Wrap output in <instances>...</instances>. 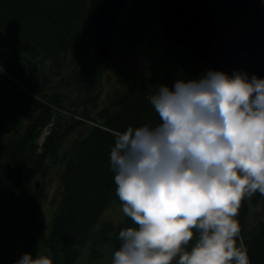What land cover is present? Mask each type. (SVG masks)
Instances as JSON below:
<instances>
[{
    "label": "trees",
    "instance_id": "trees-1",
    "mask_svg": "<svg viewBox=\"0 0 264 264\" xmlns=\"http://www.w3.org/2000/svg\"><path fill=\"white\" fill-rule=\"evenodd\" d=\"M159 3L126 4L117 33L127 46L147 36L161 43ZM91 4L0 0V264H16L33 248L54 264H85L84 250L89 261L108 257L111 264L119 231L133 226L127 217L120 224L100 222L108 207L120 202L110 163L114 138L129 127L159 123L147 99L159 86L173 89L178 80L205 75L184 48L166 45L159 66L99 109L103 60L94 49ZM67 103L76 111L65 109ZM55 169L60 198L44 234L46 194L37 181ZM263 198L257 193L245 200L238 217L250 264H264V219L249 222L250 204Z\"/></svg>",
    "mask_w": 264,
    "mask_h": 264
},
{
    "label": "clouds",
    "instance_id": "clouds-1",
    "mask_svg": "<svg viewBox=\"0 0 264 264\" xmlns=\"http://www.w3.org/2000/svg\"><path fill=\"white\" fill-rule=\"evenodd\" d=\"M147 99L159 123L127 128L110 152L133 225L111 264H250L238 217L264 197V79L210 71ZM16 264L54 261L26 253Z\"/></svg>",
    "mask_w": 264,
    "mask_h": 264
},
{
    "label": "water",
    "instance_id": "water-1",
    "mask_svg": "<svg viewBox=\"0 0 264 264\" xmlns=\"http://www.w3.org/2000/svg\"><path fill=\"white\" fill-rule=\"evenodd\" d=\"M100 0L93 11L96 56L113 48L119 16L128 2ZM158 38L184 48L205 74L240 72L264 79V0H159Z\"/></svg>",
    "mask_w": 264,
    "mask_h": 264
},
{
    "label": "rangeland",
    "instance_id": "rangeland-1",
    "mask_svg": "<svg viewBox=\"0 0 264 264\" xmlns=\"http://www.w3.org/2000/svg\"><path fill=\"white\" fill-rule=\"evenodd\" d=\"M99 0H92V4L95 6ZM160 4V3H159ZM131 6V4H128ZM124 35L117 33L112 51L110 55L103 60L102 75L99 80V88L101 90L99 109L106 106L110 101L112 95L120 91L123 93L132 84L138 83L145 75H149L154 65H160L163 57L167 53V46L157 39H153L147 36L143 42L138 45L128 46L123 39ZM159 39V38H158ZM88 85V82L82 81L81 85ZM65 109L70 108L72 112L76 111V108L72 106V103H67ZM83 106H81L82 108ZM78 112L82 113L79 109ZM78 118V117H77ZM76 136V135H74ZM60 171L52 170L49 175L43 179H39L37 182L39 187H43L45 192V200L41 206V215L43 222V232L47 234L50 228H52L54 211L57 209L58 200L60 198ZM254 197V196H253ZM251 199H247L249 202ZM125 216L122 213L121 203H115L108 207L107 211L101 216L100 222H112L114 224H120L124 221ZM264 219V198L255 204H250L249 222L255 224L256 221ZM51 230V229H50ZM48 237V236H47ZM43 236L39 243L40 247L44 246ZM34 257L37 254L46 255L39 250L32 249L31 253ZM82 258L85 264H109L108 257L104 258L101 262H91L87 254V250L83 251Z\"/></svg>",
    "mask_w": 264,
    "mask_h": 264
},
{
    "label": "bare ground",
    "instance_id": "bare-ground-1",
    "mask_svg": "<svg viewBox=\"0 0 264 264\" xmlns=\"http://www.w3.org/2000/svg\"><path fill=\"white\" fill-rule=\"evenodd\" d=\"M100 1V0H99ZM99 1H98V3H99ZM92 5V7H93V11H94V9L96 8V6L97 5H93V4H91ZM125 7H126V5H125ZM125 7H124V9L122 10V12L121 13H119L120 14V16H119V23H120V18H121V15H123L124 14V12H125ZM92 14H93V12H92ZM91 14V15H92ZM93 16V15H92ZM91 23H92V18H91ZM119 27H120V24H119V26H118V30H117V32H119ZM118 203H121V202H118ZM107 211V210H106Z\"/></svg>",
    "mask_w": 264,
    "mask_h": 264
}]
</instances>
